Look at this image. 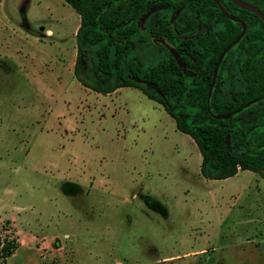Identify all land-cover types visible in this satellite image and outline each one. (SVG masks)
<instances>
[{"label":"rangeland","instance_id":"obj_1","mask_svg":"<svg viewBox=\"0 0 264 264\" xmlns=\"http://www.w3.org/2000/svg\"><path fill=\"white\" fill-rule=\"evenodd\" d=\"M154 9L185 26L183 10ZM201 16L192 33L223 25ZM79 22L65 0H0V242H17L0 264H264V173L207 178L160 101L93 88ZM137 23L126 61L148 69L169 51L148 13ZM235 52L222 101L244 87Z\"/></svg>","mask_w":264,"mask_h":264},{"label":"trees","instance_id":"obj_2","mask_svg":"<svg viewBox=\"0 0 264 264\" xmlns=\"http://www.w3.org/2000/svg\"><path fill=\"white\" fill-rule=\"evenodd\" d=\"M65 1L80 17L76 30L78 58L82 40L95 49L98 84L93 88L109 92L130 85L160 101L174 117L176 127L188 133L196 143L201 153L200 172L207 178H226L239 169L264 173V21L258 14L231 0H220L245 22L246 31L225 52L208 97L214 63L242 28L241 23L227 17L214 0H195V12L223 25L197 33L195 38H187L178 45L181 61L194 71L192 76L185 74L171 53L148 69L138 61H126L132 36L141 33L139 17L161 0ZM253 4L264 12V0H255ZM195 22L191 17L188 27ZM148 25L151 32L173 38L167 33L171 28L162 21L158 11L149 13ZM140 40L145 41V38ZM183 46L186 48L181 49ZM233 50H236L235 65L244 87L233 94V100L222 101L218 97L220 81L230 72L227 58ZM78 65L76 61L75 72ZM140 80L152 82L158 91L148 89ZM239 106L242 108L228 117L214 116ZM16 246L13 239L0 242L3 257L9 256Z\"/></svg>","mask_w":264,"mask_h":264},{"label":"flooded vegetation","instance_id":"obj_3","mask_svg":"<svg viewBox=\"0 0 264 264\" xmlns=\"http://www.w3.org/2000/svg\"><path fill=\"white\" fill-rule=\"evenodd\" d=\"M194 1L195 0H161L158 4L151 6V7L159 6V8L163 7V6H169L171 9L176 10L177 13L179 11L183 10V14L185 15V17L183 18V21L185 22V26L182 28H180L178 26V22L174 19V15L168 17L164 12L158 11L157 9L153 10V11H158L162 21L164 23H166L171 28V31L167 30V33L172 34V36H173L172 39L176 42H173L172 39L166 37L165 35H163V33L151 32L149 29V25L147 23L148 32H150L153 35H157L161 39L163 44L168 48L169 53L174 55V57L177 59L178 62L181 59L179 52H178V49H179L178 45L186 42L187 38H189V39L195 38L196 34L194 32L192 33V31L196 27L198 17L199 16L202 17L201 15L196 14L195 7H194ZM248 2L254 3L255 0H248ZM153 11H151V12H153ZM146 13H148V15H149V13H150L149 10ZM191 17L193 19H196V22L193 23L192 26L188 27L189 22L191 20ZM206 19L211 20L207 16H206ZM169 43H174L175 46H171ZM185 48H186V46H183L181 49H185ZM233 97H234V95H233Z\"/></svg>","mask_w":264,"mask_h":264},{"label":"water","instance_id":"obj_4","mask_svg":"<svg viewBox=\"0 0 264 264\" xmlns=\"http://www.w3.org/2000/svg\"><path fill=\"white\" fill-rule=\"evenodd\" d=\"M216 2V4L219 6L220 10L227 16L229 17L230 19H233V20H237L241 23L242 25V28L240 30V32L238 33V35L232 39L222 50L221 52L219 53L215 63H214V67H213V72H212V77H211V82H210V85H209V89H208V97L210 96L211 94V91H212V88H213V84L215 82V78H216V75H217V72H218V67H219V64L225 54V52L230 48L232 47L237 41H239V39L241 38V36L245 33L246 31V24L245 22L235 16L232 12H230L222 3L220 0H214ZM234 4H236L237 6L239 7H242V8H246V9H249L250 11L258 14L260 16V18L264 21V12L258 8L255 4L251 3V2H248V1H245V0H231ZM249 104V101L245 103V105ZM242 108V106H239L237 108H235L233 111H229V112H226V113H218V114H214V116H217V117H228L230 116L233 112H236L238 110H240Z\"/></svg>","mask_w":264,"mask_h":264}]
</instances>
